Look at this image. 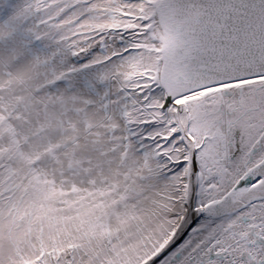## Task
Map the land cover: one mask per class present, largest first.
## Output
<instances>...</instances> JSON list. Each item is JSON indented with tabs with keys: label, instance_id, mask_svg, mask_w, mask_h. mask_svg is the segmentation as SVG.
I'll use <instances>...</instances> for the list:
<instances>
[{
	"label": "snow or ice",
	"instance_id": "obj_1",
	"mask_svg": "<svg viewBox=\"0 0 264 264\" xmlns=\"http://www.w3.org/2000/svg\"><path fill=\"white\" fill-rule=\"evenodd\" d=\"M0 264H264V0H0Z\"/></svg>",
	"mask_w": 264,
	"mask_h": 264
}]
</instances>
